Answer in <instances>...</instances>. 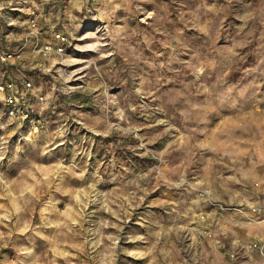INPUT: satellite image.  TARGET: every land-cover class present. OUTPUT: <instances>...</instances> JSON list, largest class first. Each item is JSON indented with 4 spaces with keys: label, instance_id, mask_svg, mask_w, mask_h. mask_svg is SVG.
<instances>
[{
    "label": "rangeland",
    "instance_id": "rangeland-1",
    "mask_svg": "<svg viewBox=\"0 0 264 264\" xmlns=\"http://www.w3.org/2000/svg\"><path fill=\"white\" fill-rule=\"evenodd\" d=\"M43 14L69 45L8 69L45 102L0 105V264H264V0Z\"/></svg>",
    "mask_w": 264,
    "mask_h": 264
},
{
    "label": "built area",
    "instance_id": "built-area-1",
    "mask_svg": "<svg viewBox=\"0 0 264 264\" xmlns=\"http://www.w3.org/2000/svg\"><path fill=\"white\" fill-rule=\"evenodd\" d=\"M55 1L0 0V66L4 68L0 80V105L3 116L14 129L33 127L37 131L39 125L37 118H33V108L36 104H43L45 99L34 90L30 80L12 77L8 69L24 67L26 47L29 54L47 58L62 56L69 45L68 38L62 33H52L49 41L43 40V10L54 5ZM19 28L22 29L19 34L13 32ZM13 37L19 41H12ZM245 249L256 250L264 257V244L250 242Z\"/></svg>",
    "mask_w": 264,
    "mask_h": 264
},
{
    "label": "crops",
    "instance_id": "crops-1",
    "mask_svg": "<svg viewBox=\"0 0 264 264\" xmlns=\"http://www.w3.org/2000/svg\"><path fill=\"white\" fill-rule=\"evenodd\" d=\"M252 242H257V241H252ZM250 243V242H249ZM258 243H260V242H258ZM248 244V243H247ZM261 244V243H260ZM250 251H252V252H255L256 254H258L259 255V253L256 251V250H250Z\"/></svg>",
    "mask_w": 264,
    "mask_h": 264
}]
</instances>
